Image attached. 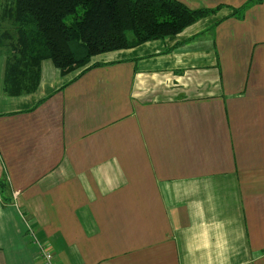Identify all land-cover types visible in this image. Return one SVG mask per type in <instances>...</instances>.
<instances>
[{"label": "crops", "instance_id": "1", "mask_svg": "<svg viewBox=\"0 0 264 264\" xmlns=\"http://www.w3.org/2000/svg\"><path fill=\"white\" fill-rule=\"evenodd\" d=\"M213 20L17 96L0 54V264H264V0Z\"/></svg>", "mask_w": 264, "mask_h": 264}, {"label": "trees", "instance_id": "2", "mask_svg": "<svg viewBox=\"0 0 264 264\" xmlns=\"http://www.w3.org/2000/svg\"><path fill=\"white\" fill-rule=\"evenodd\" d=\"M261 1L190 8L179 0H0L3 91L33 92L43 60L61 74L77 71V77L103 64L92 60L96 55L177 34L209 16L214 26L230 17L242 19Z\"/></svg>", "mask_w": 264, "mask_h": 264}, {"label": "built area", "instance_id": "3", "mask_svg": "<svg viewBox=\"0 0 264 264\" xmlns=\"http://www.w3.org/2000/svg\"><path fill=\"white\" fill-rule=\"evenodd\" d=\"M40 252H41L42 258L44 259L46 264H56L53 261V256H52L53 254L49 250L42 247Z\"/></svg>", "mask_w": 264, "mask_h": 264}, {"label": "rangeland", "instance_id": "4", "mask_svg": "<svg viewBox=\"0 0 264 264\" xmlns=\"http://www.w3.org/2000/svg\"><path fill=\"white\" fill-rule=\"evenodd\" d=\"M129 36H131V33H129ZM113 52V51H111ZM115 55H110V52H105V53H101L99 55H96L95 57H93L92 60H101V59H110Z\"/></svg>", "mask_w": 264, "mask_h": 264}]
</instances>
